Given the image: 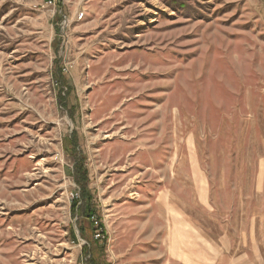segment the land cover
<instances>
[{
    "label": "rangeland",
    "instance_id": "1",
    "mask_svg": "<svg viewBox=\"0 0 264 264\" xmlns=\"http://www.w3.org/2000/svg\"><path fill=\"white\" fill-rule=\"evenodd\" d=\"M165 198L264 264V0H0V264H112Z\"/></svg>",
    "mask_w": 264,
    "mask_h": 264
},
{
    "label": "crops",
    "instance_id": "2",
    "mask_svg": "<svg viewBox=\"0 0 264 264\" xmlns=\"http://www.w3.org/2000/svg\"><path fill=\"white\" fill-rule=\"evenodd\" d=\"M160 202L161 214L135 219L137 234L115 236L112 264H248L245 251L235 254L227 230L212 238L178 203Z\"/></svg>",
    "mask_w": 264,
    "mask_h": 264
},
{
    "label": "trees",
    "instance_id": "3",
    "mask_svg": "<svg viewBox=\"0 0 264 264\" xmlns=\"http://www.w3.org/2000/svg\"><path fill=\"white\" fill-rule=\"evenodd\" d=\"M74 176L75 181L80 186L79 190V198L74 199L73 201V209L76 208L77 215L85 217L89 221L90 228L93 229V233L98 230L99 228L102 229V222L98 220V217L95 215V207L92 204V201H90L89 194L87 191V172L85 169L82 168V164L80 162L76 163V166L74 168ZM78 203H80L78 205ZM92 217H95L97 220V227L91 220ZM80 234L82 237H85L86 230L85 228H80ZM103 230V229H102ZM73 237L76 239V236L73 235ZM99 253L102 252V248L100 247ZM82 255H84L85 258V264H104V261L101 260L99 257L100 254L95 255L91 249L90 246L85 244L82 247Z\"/></svg>",
    "mask_w": 264,
    "mask_h": 264
},
{
    "label": "built area",
    "instance_id": "4",
    "mask_svg": "<svg viewBox=\"0 0 264 264\" xmlns=\"http://www.w3.org/2000/svg\"><path fill=\"white\" fill-rule=\"evenodd\" d=\"M91 220L93 221V223H94L95 226L97 227V220H96V218H95V217H92ZM93 236H94V238H95L96 240L99 241L100 239H102V238L104 237V235H103V230L99 228L98 230H96V231L94 232Z\"/></svg>",
    "mask_w": 264,
    "mask_h": 264
},
{
    "label": "bare ground",
    "instance_id": "5",
    "mask_svg": "<svg viewBox=\"0 0 264 264\" xmlns=\"http://www.w3.org/2000/svg\"><path fill=\"white\" fill-rule=\"evenodd\" d=\"M107 120V119H106ZM108 121V120H107ZM108 123V122H107ZM128 123H129V121H128Z\"/></svg>",
    "mask_w": 264,
    "mask_h": 264
}]
</instances>
